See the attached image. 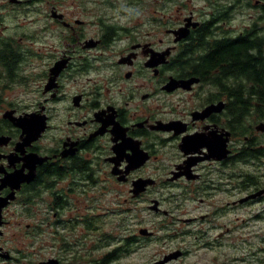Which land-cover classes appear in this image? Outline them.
<instances>
[{"label":"flooded vegetation","instance_id":"1","mask_svg":"<svg viewBox=\"0 0 264 264\" xmlns=\"http://www.w3.org/2000/svg\"><path fill=\"white\" fill-rule=\"evenodd\" d=\"M170 1L175 15L164 14ZM2 2L0 24L9 6L32 17L18 39L0 32V264H114L115 250L148 242L154 233L141 227L108 232L100 245L102 175L118 182L122 203L142 201L164 218L173 216L161 208L164 193L174 207L190 200L210 208L176 217L185 223L264 202L261 0H194L188 8L181 0ZM243 37L261 84L225 62L210 64L223 44ZM172 80L189 82L168 88ZM24 116L28 132L16 124ZM31 154L45 159L34 169ZM138 179L152 183L135 193ZM229 182L240 191L232 201ZM40 223L54 226L57 240L31 249Z\"/></svg>","mask_w":264,"mask_h":264},{"label":"rangeland","instance_id":"2","mask_svg":"<svg viewBox=\"0 0 264 264\" xmlns=\"http://www.w3.org/2000/svg\"><path fill=\"white\" fill-rule=\"evenodd\" d=\"M181 1L186 3L185 8H188L194 0ZM175 2L170 1L169 4H165V15L177 13ZM2 3L5 2L0 0V4ZM40 5L43 8L46 7L43 3ZM197 5H202V3L199 2ZM10 8V6L6 9L1 8L0 32L18 39L21 33L27 34L30 31L31 22L29 23V20L32 15L16 14L11 12ZM45 38L44 36L43 39ZM39 47L40 43H36L32 45L31 49L36 50ZM100 179L98 185L100 197L95 201L99 205L97 211L100 216V245L106 241L104 236L111 231H114L117 237L128 233L137 234L141 227H145L154 233L148 242L143 241L141 245H135L129 253L126 252L127 254H125L124 251L118 255V258L113 262L114 264H155L164 255L176 251H183L185 254L179 255L166 264H264L261 262L264 258V202L241 207L228 205L227 211L221 218L202 224L198 222L185 223L180 219L176 220V217H191L210 208L208 206L195 208L196 203L190 200L184 202L180 208L174 207L173 200L168 201L166 199L167 193H164L165 201H163L161 208L170 209L173 214L172 218H164L163 215L147 211L142 206V201L132 202V204L122 203L121 199L124 194L118 195V190L121 188L117 185L118 182L114 181L115 185H111L108 180L104 179L103 175ZM231 185L229 182L228 201L236 199V193L240 192ZM171 191L173 190L167 192L172 193ZM87 193L90 194L91 191ZM155 194L160 195L158 191H155ZM86 196L85 199H87ZM86 209L92 210L90 206L85 207ZM123 210L130 211L125 212ZM257 214H261L259 219L254 218ZM37 225L39 226L38 233L41 229V238H35L37 235L31 237L29 248L33 249L35 246L45 245V240H57L49 233V230L53 229L54 226H47L42 223ZM56 229L60 233H65L60 226ZM199 229L204 232V235L198 234L197 236L195 231H200ZM65 239L70 240L71 237ZM83 242L84 246L90 247L91 238L84 236ZM41 253L44 256L50 254L45 248H42ZM101 253L102 251H100ZM95 254L99 253L96 252Z\"/></svg>","mask_w":264,"mask_h":264},{"label":"trees","instance_id":"3","mask_svg":"<svg viewBox=\"0 0 264 264\" xmlns=\"http://www.w3.org/2000/svg\"><path fill=\"white\" fill-rule=\"evenodd\" d=\"M260 7L264 8V0H261ZM264 13V11H263ZM261 18H264L262 16ZM263 40V38H260ZM222 49V52H218L216 57L213 59L211 58L210 64L215 65L219 64L220 62H225L227 65V69H230V66H233V69L235 70V73H240L243 72V74L247 75L249 78L257 79L258 78V83L261 84V77L260 74L257 75L256 73V68L253 63H255V60L252 59V55L248 53V37H243L240 39H236L235 41H227L225 44H223L219 50ZM218 50V51H219ZM242 52V53H241ZM251 63L254 66L253 70H250L249 73L248 71V66L251 65ZM102 242V241H101ZM133 248V247H132ZM132 250V249H131ZM129 250V252L131 251ZM124 251L120 250H115V258H118L119 253H122ZM108 258V256H107ZM99 262H101L99 260ZM261 262H264V258H262Z\"/></svg>","mask_w":264,"mask_h":264},{"label":"water","instance_id":"4","mask_svg":"<svg viewBox=\"0 0 264 264\" xmlns=\"http://www.w3.org/2000/svg\"><path fill=\"white\" fill-rule=\"evenodd\" d=\"M187 82H189V81H183V80H180V81H176V80H172L171 82H170V84H168L169 85V87L168 88H173V87H175V86H177V84L178 83H180L181 85H184V84H186ZM17 120H19L18 121V124L20 125V127H22L25 131H30L28 128H26V127H23V125L24 124H27V123H29V121H30V118H28V116H24V117H22L21 119L20 118H17L16 119V124H17ZM17 124V125H18ZM26 128V129H25ZM43 130V126L41 125L40 127H38L37 129H35V132L37 133L36 135H35V137H31L30 139H27V141L25 142V144L27 143V144H29L30 143V140H33V139H37V137L39 136V133L41 132ZM28 157H30V159H31V168L32 169H34V167H35V165L36 164H39V163H42V161L43 160H45L44 158H41V157H39V156H37L36 154H31L30 156H28ZM31 173V172H30ZM17 182H19V181H16V184H17ZM150 183H152V181L151 180H149V179H138V180H135V181H133L132 182V185L134 186V188H136V189H133V191L135 192V193H138V192H140V191H142V190H144V188H145V186L147 185V184H150ZM13 185V184H12ZM18 185V184H17ZM138 188V189H137ZM262 192L261 191H258V192H255V193H252V194H250V195H248V196H246V197H244V198H242L241 200H239L240 202H242V201H245V200H248V199H250V198H255L256 196H258L259 194H261ZM152 208H155V205L152 207ZM141 231V233H146L147 231L145 230V229H142V230H140ZM149 234V233H148ZM180 255V252L179 251H176V252H171V253H169V254H167V255H165L161 260H159V261H157L155 264H166L168 261H170V260H172V259H176L178 256Z\"/></svg>","mask_w":264,"mask_h":264}]
</instances>
